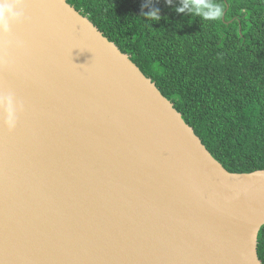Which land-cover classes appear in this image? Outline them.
<instances>
[{"label":"water","instance_id":"water-1","mask_svg":"<svg viewBox=\"0 0 264 264\" xmlns=\"http://www.w3.org/2000/svg\"><path fill=\"white\" fill-rule=\"evenodd\" d=\"M25 13L0 66L23 106L11 133L0 113V264H263L264 169L226 170L66 0Z\"/></svg>","mask_w":264,"mask_h":264},{"label":"trees","instance_id":"trees-1","mask_svg":"<svg viewBox=\"0 0 264 264\" xmlns=\"http://www.w3.org/2000/svg\"><path fill=\"white\" fill-rule=\"evenodd\" d=\"M129 55L229 172L264 169V0H216L218 21L181 0H66ZM158 9L152 22L143 14ZM264 264V225L257 237Z\"/></svg>","mask_w":264,"mask_h":264},{"label":"clouds","instance_id":"clouds-1","mask_svg":"<svg viewBox=\"0 0 264 264\" xmlns=\"http://www.w3.org/2000/svg\"><path fill=\"white\" fill-rule=\"evenodd\" d=\"M167 2L171 4L172 0H167ZM25 7L26 0H0V66L9 63L7 49L11 41L6 38L11 35L12 26L27 22ZM175 11L187 12L202 20L218 21L222 17L224 5L217 3L216 0H181ZM143 15L152 22H158L161 19L158 9H152ZM16 45L19 49L24 47L23 41H17ZM22 111L23 106L17 105L12 95L0 93L2 123L9 133L16 129L18 112Z\"/></svg>","mask_w":264,"mask_h":264}]
</instances>
